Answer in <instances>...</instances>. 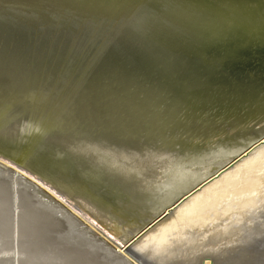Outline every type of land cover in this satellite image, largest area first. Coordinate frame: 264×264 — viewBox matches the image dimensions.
<instances>
[{
    "label": "water",
    "instance_id": "water-1",
    "mask_svg": "<svg viewBox=\"0 0 264 264\" xmlns=\"http://www.w3.org/2000/svg\"><path fill=\"white\" fill-rule=\"evenodd\" d=\"M0 164L142 264L263 253L264 0H0Z\"/></svg>",
    "mask_w": 264,
    "mask_h": 264
},
{
    "label": "bare ground",
    "instance_id": "bare-ground-1",
    "mask_svg": "<svg viewBox=\"0 0 264 264\" xmlns=\"http://www.w3.org/2000/svg\"><path fill=\"white\" fill-rule=\"evenodd\" d=\"M32 182L0 164V254H5L0 264L14 263L18 259L17 252L23 261L21 264H100L94 260L97 255L109 261L114 258L110 263L117 260L119 264H128L105 248L101 241L92 240L94 236L86 228L82 229V224L71 217L67 210L64 211L61 205L53 203L35 181ZM20 212L21 226L18 222ZM66 227L68 231L76 232L69 235L65 233ZM19 237L25 241L21 243V248ZM91 247L97 248L96 253H93L94 250L90 253L93 258L83 257L84 253L89 255L87 251L83 253V249ZM16 263L20 264L19 259Z\"/></svg>",
    "mask_w": 264,
    "mask_h": 264
},
{
    "label": "rangeland",
    "instance_id": "rangeland-1",
    "mask_svg": "<svg viewBox=\"0 0 264 264\" xmlns=\"http://www.w3.org/2000/svg\"><path fill=\"white\" fill-rule=\"evenodd\" d=\"M25 178H26V180L28 182L33 183L32 181H34V180H32V179H30V178H28L26 176H25ZM36 184L39 185L37 182H36ZM40 187H41V189H43L44 193H46V195H48V197H50V200H52L53 203L58 204L59 206L61 205V208L63 207L62 209L64 211L67 210L66 212L70 216L72 215L71 217H73L75 220L77 219L79 224L82 223L83 227L81 226V228L82 229L86 228L85 230L89 231L94 236V238H92V240L94 239V241H96V242L97 241L98 242L101 241L100 243H103L105 248L107 247L108 249H110L113 253H115L116 255L120 256L121 259H123L124 261H127L128 264H142L138 260H136L133 256H131L129 253H127L125 250H123L120 246H118L116 243H114L112 240H110L107 236H105L103 233H101L98 229H96L94 226H92L90 223H88L85 219H83L81 216H79L77 213H75L72 209H70L68 206H66L64 203H62L59 199H57L55 196H53L50 192H48L42 186H40ZM47 200H49V199H47ZM68 227H66L65 233L68 232V234L70 235L71 233L76 232V231H68L69 230ZM15 235H14V237H15ZM75 238H78V237H75ZM84 239L86 240V238H84ZM90 249H87V248L83 249V253L86 252V251H87V253H89V255L84 253L85 255H83V257H88L89 259L93 258L91 256V254H92L91 252L94 250L93 253H96V251H97L96 249L97 248L95 249V247H91ZM16 251H18V250L16 249ZM18 256L21 258V256L19 255V252H17V256L16 257L19 259V262H20L21 259ZM13 257H14V259H16L15 255ZM4 258H5V254H0V260H2ZM103 258H104V256L99 258V256L97 255V256H95L94 260H96L97 263H100V264L103 263V262L106 263V264H107V262L109 264H119V262L117 260H116L117 262L114 261L113 263H110L112 261V259H114V258H110L111 261H109L107 258H104V259ZM17 260H14V263H12V264H15L17 262ZM241 264H264V252L259 254V255H257V256H255V257H253V258H251V259H249V260H247V261H245V262H243V263H241Z\"/></svg>",
    "mask_w": 264,
    "mask_h": 264
}]
</instances>
